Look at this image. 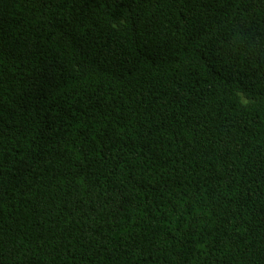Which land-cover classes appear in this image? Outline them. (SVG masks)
<instances>
[{
	"label": "trees",
	"instance_id": "16d2710c",
	"mask_svg": "<svg viewBox=\"0 0 264 264\" xmlns=\"http://www.w3.org/2000/svg\"><path fill=\"white\" fill-rule=\"evenodd\" d=\"M0 264H264V0H0Z\"/></svg>",
	"mask_w": 264,
	"mask_h": 264
}]
</instances>
